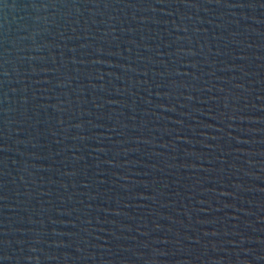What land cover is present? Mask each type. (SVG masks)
Segmentation results:
<instances>
[{"label":"water","instance_id":"95a60500","mask_svg":"<svg viewBox=\"0 0 264 264\" xmlns=\"http://www.w3.org/2000/svg\"><path fill=\"white\" fill-rule=\"evenodd\" d=\"M0 264H264V0H0Z\"/></svg>","mask_w":264,"mask_h":264}]
</instances>
